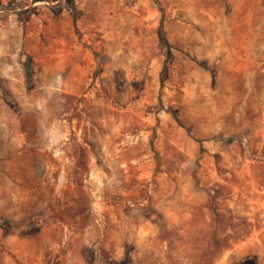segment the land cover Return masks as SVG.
<instances>
[{
	"label": "rangeland",
	"instance_id": "obj_1",
	"mask_svg": "<svg viewBox=\"0 0 264 264\" xmlns=\"http://www.w3.org/2000/svg\"><path fill=\"white\" fill-rule=\"evenodd\" d=\"M111 261L264 264V0H0V264Z\"/></svg>",
	"mask_w": 264,
	"mask_h": 264
},
{
	"label": "trees",
	"instance_id": "obj_2",
	"mask_svg": "<svg viewBox=\"0 0 264 264\" xmlns=\"http://www.w3.org/2000/svg\"><path fill=\"white\" fill-rule=\"evenodd\" d=\"M160 40H161L162 46L167 49L168 61H171L173 59V55H172L171 48H170V45H169L167 37H166V33L164 31L160 32ZM24 68H25L26 82L28 85H30L32 83V79H33L32 78L33 77V68H32L30 60L25 63ZM108 264H119V263H117L115 261H111Z\"/></svg>",
	"mask_w": 264,
	"mask_h": 264
}]
</instances>
